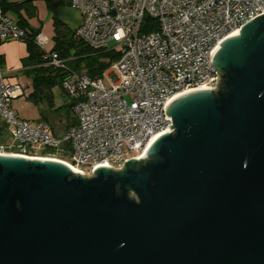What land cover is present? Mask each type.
Instances as JSON below:
<instances>
[{"label":"water","instance_id":"95a60500","mask_svg":"<svg viewBox=\"0 0 264 264\" xmlns=\"http://www.w3.org/2000/svg\"><path fill=\"white\" fill-rule=\"evenodd\" d=\"M211 63L119 169L0 154V264H264V13Z\"/></svg>","mask_w":264,"mask_h":264},{"label":"built area","instance_id":"2783aa9c","mask_svg":"<svg viewBox=\"0 0 264 264\" xmlns=\"http://www.w3.org/2000/svg\"><path fill=\"white\" fill-rule=\"evenodd\" d=\"M67 1L81 16L74 35L118 58L101 75L89 76L68 64L72 57L45 49L48 38L36 34L33 41L45 64L63 72L59 87L72 103L74 123L56 136L48 121L18 117L11 100L22 95L23 86L0 70V120L13 139L12 146L0 144V154L61 155L84 176L99 165L121 168L141 155L155 135L170 132L164 102L188 88H214L211 53L224 37L264 13V0ZM28 32L0 3V40L23 41ZM36 148L53 153L36 154Z\"/></svg>","mask_w":264,"mask_h":264},{"label":"trees","instance_id":"16d2710c","mask_svg":"<svg viewBox=\"0 0 264 264\" xmlns=\"http://www.w3.org/2000/svg\"><path fill=\"white\" fill-rule=\"evenodd\" d=\"M46 3L54 10L61 3H68L67 0H45ZM2 9L11 10L16 15L17 23L28 29V34L23 39L26 46L27 56L23 60V66L31 75L32 91L27 95V99L39 103L43 102L48 107V111L53 110V94L52 88L59 86L63 72L51 65L45 64L43 52L35 44L34 37L39 33V29L30 27L27 22L21 17L20 11H23L26 16H30L34 10L31 0H22L20 2H7L0 0ZM53 26V46L52 50L59 56L73 59L68 64L75 70L83 71L89 76H99L111 64L112 61L118 58V54L112 51L94 50L88 47L84 42L74 35V29L70 30L56 15L52 17ZM72 103L65 104V111L68 113L71 110ZM59 107L55 108L58 110ZM72 123H74V118ZM41 120L48 121L47 116ZM49 122V121H48ZM0 124V130H1ZM52 154L53 151L44 150L41 155Z\"/></svg>","mask_w":264,"mask_h":264},{"label":"crops","instance_id":"0c3cea01","mask_svg":"<svg viewBox=\"0 0 264 264\" xmlns=\"http://www.w3.org/2000/svg\"><path fill=\"white\" fill-rule=\"evenodd\" d=\"M20 1H22V0H7V2H20ZM31 4L35 7L34 0H31ZM4 12L8 13L13 19L16 20V15L11 10L8 9V10H5ZM19 13H20L21 17H23V19L27 22V24L30 27H32V28L38 27V28H40L39 30L42 32L43 25H41V24L39 25L36 21L34 22L33 20L28 19V17L26 16V14L23 11H20ZM58 18L60 21H62L64 23V25H66L67 27L69 26V25H67L68 23L66 22L65 19L61 18L60 16H58ZM66 18H67V16H66ZM79 23H80V19H77L75 23L74 22L72 23L70 21L69 24H71L72 27L71 28L68 27V28L69 29H72V28L75 29ZM51 25H52V23H51ZM49 32H51V34L53 33V26H50ZM48 42H49V39H48ZM26 56H27V51H26L25 43L23 41H18V40H10V41L5 40V41H3V40H0V70L5 73L8 81L17 82L23 86L22 95L17 96L13 100H15L17 98H23L24 101H27V103L29 102V103L35 105V107L37 106L39 118H37V119L36 118L35 119H28V118H23V117H21V118L25 119V120H29V121H36V120L42 119L44 116H47V120L49 121L52 133L56 136L61 135L62 133H64L67 130V128L72 123V118L69 115L67 116V114H70L72 112L70 110V112H68V113L67 112L62 113L61 107H59L58 110H55V108H57V107L54 104V96H53V104H54L53 108L54 109L51 110L50 112L48 111V107L46 106L45 103H43V102L34 103V102L27 99V95L32 91V85H31V88L28 89L27 85L20 81V78H22V77H24V78L27 77V78L31 79V75L29 74L28 70H26L27 67L25 68L23 66V60L25 59ZM12 101H11V103H12ZM25 104H26V102H25ZM14 111L16 112V109ZM16 114H17V112H16ZM0 124L2 126L1 130H0V144L12 146L13 145V139L11 138V140H10L9 137H7V138L5 137L8 133V131L5 128L6 126L4 125V123L1 120H0Z\"/></svg>","mask_w":264,"mask_h":264},{"label":"rangeland","instance_id":"374dc122","mask_svg":"<svg viewBox=\"0 0 264 264\" xmlns=\"http://www.w3.org/2000/svg\"><path fill=\"white\" fill-rule=\"evenodd\" d=\"M34 5H35L34 10L32 11L31 15L27 16V17H28V19L33 20L34 22L36 21L39 25L40 24L43 25V30H42V32L39 30V33L44 34L49 39V42H47L45 45V49H47V50L51 49L53 46V38H52L53 33L51 34V32H49V28H50V26H52L51 23H52L53 15H56L57 17L60 16L61 18L65 19L66 22L68 23L67 25H69L68 27H70V28L72 27V25L69 24L70 21L72 23L73 22L75 23L77 19H80V21H81V16H80L79 11H77L75 8L71 7L69 5V3H61L54 10L46 3L45 0H34ZM66 16H67V18H66ZM35 28L40 29L38 27H35ZM72 29H70V30H72ZM111 65L112 64H110V66ZM103 80H104L105 84H108V80L105 77L103 78ZM20 81L22 83H25L27 85L28 89L31 88V79L30 78L22 77V78H20ZM52 93L54 96L55 106L61 107L62 113H64V112L66 113L65 104L70 102L67 95L62 92V90L60 89V87L58 85H56L52 88ZM25 102H26V104H25ZM11 106L14 110L16 109L17 115L20 118L21 117L28 118V119L39 118L37 106L35 107V105H33L31 103H29V102L27 103V101H24L23 98H17L15 100H13L11 103ZM68 115L70 117L73 116L72 113L67 114V116ZM5 128L8 131V133L5 137L6 138L9 137L11 140L12 137L10 135V129L8 127H5ZM33 151L36 154H42L43 153L42 148H36ZM52 157H56V158L61 159L60 157H63V156L56 155V156H52Z\"/></svg>","mask_w":264,"mask_h":264},{"label":"bare ground","instance_id":"6f19581e","mask_svg":"<svg viewBox=\"0 0 264 264\" xmlns=\"http://www.w3.org/2000/svg\"><path fill=\"white\" fill-rule=\"evenodd\" d=\"M8 155H15V154H8ZM16 156H20V155H16ZM32 158H35V159H43V160H53V161H58V162H61L65 165H67L69 168H71L72 170L75 171V169L73 167H71L66 161L62 160V159H59V158H56V157H32Z\"/></svg>","mask_w":264,"mask_h":264},{"label":"flooded vegetation","instance_id":"af4514ba","mask_svg":"<svg viewBox=\"0 0 264 264\" xmlns=\"http://www.w3.org/2000/svg\"><path fill=\"white\" fill-rule=\"evenodd\" d=\"M219 78L221 79V73H219Z\"/></svg>","mask_w":264,"mask_h":264}]
</instances>
